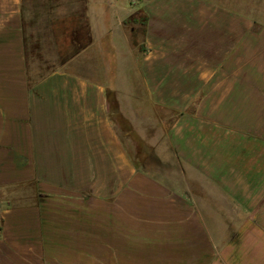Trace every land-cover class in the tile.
<instances>
[{"label":"crops","instance_id":"crops-1","mask_svg":"<svg viewBox=\"0 0 264 264\" xmlns=\"http://www.w3.org/2000/svg\"><path fill=\"white\" fill-rule=\"evenodd\" d=\"M202 2L0 0V264H264V32Z\"/></svg>","mask_w":264,"mask_h":264},{"label":"rangeland","instance_id":"rangeland-1","mask_svg":"<svg viewBox=\"0 0 264 264\" xmlns=\"http://www.w3.org/2000/svg\"><path fill=\"white\" fill-rule=\"evenodd\" d=\"M203 1L204 5L211 6L218 10L216 12L221 14H226L227 17H230L232 22H236V24H242V32H243V46H242V55H243V62L249 60V55L251 49L255 47L253 45V37L258 31L262 34L264 32V0H236L234 3H228L229 0H200ZM233 1V0H232ZM137 0H128L129 5H131ZM139 5H134V8H138ZM141 37V28L136 27L135 31L131 33L132 43L137 45L139 39ZM264 39V38H263ZM237 41V40H236ZM110 92H112L111 86H109V96ZM248 105V102H242V108L246 109L245 105ZM155 114L160 115L162 119V124L166 125L170 123L174 116H172V112H168L165 108L155 107ZM259 111L264 113V100H259ZM146 112H150V108L147 105ZM115 123L119 129H127V125L123 122L117 114L114 113ZM227 125L228 123H232L234 120H241V129L244 132L246 128H248L249 117H241L237 118H227ZM231 120V121H230ZM257 128L259 133H257L259 139H264V118L259 117L257 120ZM123 132V142L127 145L128 150L130 151L131 155L134 156L135 154V147H144L146 146L145 140H142L138 134L135 132L128 133ZM153 134L149 133L147 136L149 139ZM156 135V134H154Z\"/></svg>","mask_w":264,"mask_h":264}]
</instances>
